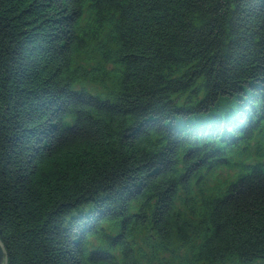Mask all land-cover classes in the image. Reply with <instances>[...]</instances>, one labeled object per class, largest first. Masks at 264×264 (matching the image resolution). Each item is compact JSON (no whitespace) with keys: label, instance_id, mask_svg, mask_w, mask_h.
<instances>
[{"label":"trees","instance_id":"trees-1","mask_svg":"<svg viewBox=\"0 0 264 264\" xmlns=\"http://www.w3.org/2000/svg\"><path fill=\"white\" fill-rule=\"evenodd\" d=\"M6 264H264V0H0Z\"/></svg>","mask_w":264,"mask_h":264},{"label":"water","instance_id":"water-1","mask_svg":"<svg viewBox=\"0 0 264 264\" xmlns=\"http://www.w3.org/2000/svg\"><path fill=\"white\" fill-rule=\"evenodd\" d=\"M6 263H7V256L3 244L0 241V264H6Z\"/></svg>","mask_w":264,"mask_h":264}]
</instances>
